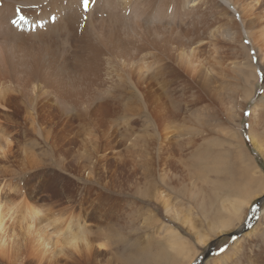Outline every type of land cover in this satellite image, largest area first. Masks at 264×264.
<instances>
[{"label":"bare ground","instance_id":"bare-ground-1","mask_svg":"<svg viewBox=\"0 0 264 264\" xmlns=\"http://www.w3.org/2000/svg\"><path fill=\"white\" fill-rule=\"evenodd\" d=\"M244 34L264 64V0H89L87 6L83 0H0V264H14L19 252L18 264H91L95 255L100 264H121L113 253L96 250L89 238L95 218L86 200L76 199L72 180L59 187L68 178L62 172L81 177L92 157L95 168L109 170L97 178L104 185L124 173L131 179L141 167L137 180L150 184L157 159L181 174L184 149L195 143L184 147L181 137L200 135L234 86L257 85L255 66L239 57L249 51ZM238 42L240 50L224 60ZM189 91L192 126L179 114L178 95ZM258 105L263 111L264 96ZM120 119L126 126L116 128ZM141 122L157 131L156 149L152 134L136 128ZM256 139L263 150L264 141ZM191 157L188 171L198 179L221 165L217 157ZM63 159L62 167L57 161ZM163 192L156 196L169 213ZM99 198L90 206L99 223L116 220L112 212L123 203L95 207ZM244 205L240 199L230 214L214 217L217 235L241 221L233 223L232 215ZM125 210L122 205L119 212ZM149 213L144 224L153 230L159 218ZM131 216L122 213L121 222L133 224ZM174 217L190 223L180 212ZM163 235L164 244L182 246L173 230ZM109 236L100 246L120 240ZM198 240L206 244L209 237L198 233ZM148 255L141 264H149Z\"/></svg>","mask_w":264,"mask_h":264},{"label":"rangeland","instance_id":"rangeland-1","mask_svg":"<svg viewBox=\"0 0 264 264\" xmlns=\"http://www.w3.org/2000/svg\"><path fill=\"white\" fill-rule=\"evenodd\" d=\"M236 20L239 22L240 18L236 16ZM243 45L249 51H244L239 57L243 60L249 59L255 66L257 78L255 89L252 90L251 85L246 84L234 86L231 98L222 104L220 102H217L218 105L215 104L217 108L212 110L215 112V118L207 120L208 127L204 128L200 135L181 137L184 147L188 146L191 140H195L190 148L191 151L184 149L186 163L183 159V169L188 171L189 165L192 164V153H194L195 161L198 160L199 156L202 158L205 156L217 157L214 162L219 160L221 164L219 169L217 170L218 165L212 166L208 170L207 178H204L205 183L203 182L204 179H198L196 175H191L192 173L189 171L186 173L182 168H178L177 171L182 175L174 176L173 168L163 166L159 159L155 160L156 168L151 173L150 184L145 180L142 182L137 180L145 170L142 167L137 175L131 179H129V173H124L123 176H118L117 180L109 183L110 186L101 184L97 180L98 176L102 173L109 175L107 173L109 170L95 168L92 157L90 160H86L87 171L85 175L78 177L74 173L62 172L63 176L66 178L68 176V180L65 179L60 182L59 187L63 186L64 181L72 180L73 182L70 181L73 183L71 190L75 192L76 199L84 198L87 203L86 212L88 216L95 218L92 222L95 225H90L89 238L95 243V246L98 243L96 250L107 252V254L113 253L121 264L145 263L148 254L147 261H150L149 264H185L186 262L188 264H264V199H260L264 196V153H261L264 148L263 150L258 149L254 142L256 138L251 135L254 132L259 140L264 141V131L261 129L264 110L260 111V106H256L263 100L264 96V64H261L260 58L246 34L243 37ZM240 47L241 42L234 44L231 50L226 49L222 58L225 60L229 53L235 48L240 50ZM214 63L220 62L214 61ZM233 96L237 97L238 100L233 101ZM250 96L252 97L250 98ZM247 97H249V101H246L245 98ZM191 100V91L178 95V101L183 105L179 110L181 119L183 122H189L192 126L194 123L191 110L194 107L191 106ZM243 104L245 109L242 108ZM258 112H263V115L258 116ZM123 126H126V122L120 119L116 128ZM152 127L143 122L136 126L138 130L145 131L149 135L152 134V148L155 147L156 149L160 143V138L155 128ZM70 160L76 161L77 157L74 156ZM57 162L62 167L66 166L64 159ZM110 168L114 169L111 166ZM76 181H79L80 184ZM159 188L160 191H164L162 196L169 203V213L162 202L158 200L157 197L159 196H156ZM98 195L100 198L95 203V207L104 205L108 201H121L126 208L125 212H119L122 205L118 206L112 212V216L116 220L110 221V224H100V220L95 215V208H90L91 202ZM240 199L246 201L247 205L242 206L240 211L234 213L232 220L233 223H237L236 218L242 216L241 221L227 234L217 235L219 231L213 229L216 225L214 217L223 218L230 214L232 207ZM258 202L261 205L259 217L253 212L254 206ZM150 210L159 218V223L156 224L157 228L154 227L153 230L144 224ZM175 211L180 212L181 216L187 217L190 223L177 221L174 217ZM122 213H130L134 220L133 224L122 223L120 218ZM255 221L256 224L252 223ZM247 224H249L248 231H245L244 227ZM121 227L123 232L129 234H126L127 239H123V236H117V232H122L119 230ZM166 229L173 230L176 236L182 240L181 247L163 243V233ZM198 233L207 235L209 241L212 240L206 244H201L198 240ZM109 234L111 237L120 238L119 242L112 247L100 246L99 242H104L101 237H110ZM229 236L233 239L231 240ZM240 238L243 241H238ZM242 242H245L246 246L242 247ZM190 251H193V256L189 255ZM222 255H226L223 260L215 262ZM20 258L22 256L19 252V255L15 257L14 264H18ZM94 260L95 263L91 264H100L101 258L95 255Z\"/></svg>","mask_w":264,"mask_h":264},{"label":"water","instance_id":"water-1","mask_svg":"<svg viewBox=\"0 0 264 264\" xmlns=\"http://www.w3.org/2000/svg\"><path fill=\"white\" fill-rule=\"evenodd\" d=\"M260 210H261V206L259 205V204H257L256 206H254V209H253V212H255L256 213V216L257 217H259V212H260ZM252 223H254V224H256V221L255 222H252ZM248 225L249 224H247V226H245L244 227V229H245V231H248ZM230 238H231V236H229ZM233 238H231V240H232Z\"/></svg>","mask_w":264,"mask_h":264},{"label":"snow or ice","instance_id":"snow-or-ice-1","mask_svg":"<svg viewBox=\"0 0 264 264\" xmlns=\"http://www.w3.org/2000/svg\"><path fill=\"white\" fill-rule=\"evenodd\" d=\"M83 3L85 6H87V4L89 3V0H83ZM22 19H23V17H22ZM13 23H15V21H13Z\"/></svg>","mask_w":264,"mask_h":264},{"label":"crops","instance_id":"crops-1","mask_svg":"<svg viewBox=\"0 0 264 264\" xmlns=\"http://www.w3.org/2000/svg\"><path fill=\"white\" fill-rule=\"evenodd\" d=\"M226 234H227V233H226ZM222 235H225V234H222ZM217 237H218V236H217ZM215 238H216V237H215ZM213 239H214V238H213ZM211 240H212V239H211ZM211 240H210V241H211ZM210 241H209V242H210Z\"/></svg>","mask_w":264,"mask_h":264}]
</instances>
